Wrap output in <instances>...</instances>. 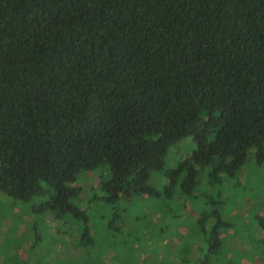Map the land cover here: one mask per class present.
I'll use <instances>...</instances> for the list:
<instances>
[{
	"label": "trees",
	"instance_id": "obj_1",
	"mask_svg": "<svg viewBox=\"0 0 264 264\" xmlns=\"http://www.w3.org/2000/svg\"><path fill=\"white\" fill-rule=\"evenodd\" d=\"M251 149L264 162V0H0V195L80 223L62 259L29 241L1 264H222L230 223L187 209L216 206L200 185L230 180ZM145 201L166 256L93 232V203Z\"/></svg>",
	"mask_w": 264,
	"mask_h": 264
},
{
	"label": "rangeland",
	"instance_id": "obj_2",
	"mask_svg": "<svg viewBox=\"0 0 264 264\" xmlns=\"http://www.w3.org/2000/svg\"><path fill=\"white\" fill-rule=\"evenodd\" d=\"M191 148L190 137L181 139L170 148L165 158V167L174 166L177 161L189 153ZM254 159V152L251 149L248 151L243 167L230 180L221 185L210 186L204 184L203 181L200 187H207L213 199L216 194L220 195L221 201H218L216 206L211 199L198 198L194 204L190 203L187 209L190 215L200 210L219 214L230 223L229 228H225L222 233L224 234L220 256L223 259L222 264L226 262L225 259L230 260L228 264H264V162L257 164ZM83 174L80 175L81 183H85L83 186L87 188V192L95 190L92 187L97 185L98 174L97 179L92 177L88 180L86 178L89 173L84 176ZM161 175L152 174L150 181L160 182ZM155 177L157 180L154 179ZM157 200L159 199L157 198L155 202ZM79 204L82 203L79 202ZM134 208L133 203H127L126 207L118 203H93L91 209L96 216L90 217V221H94L97 217L103 218L102 221H94L93 232L95 230L100 234L106 232L117 244L120 245L121 242L127 241L132 248L133 244L138 242H149L153 248H157L156 252L160 256H166L168 250L171 249V244L168 243L170 235L168 232L166 237L162 234L156 236L159 233V226L163 223L158 222L156 218L152 219L148 214L154 210L153 205L145 201L142 207ZM115 213L119 215V218L112 221L113 226L111 227L115 231L112 232L107 230L103 224L110 221V217ZM143 214L146 215L143 217ZM154 215L157 216L158 213L155 212ZM145 228L148 233L143 235ZM185 228L181 227L180 230L185 231ZM79 232L80 223L74 221L71 216L61 215L57 219L52 211L33 213L29 205L0 195V262L13 260L18 257V254L23 257L24 250L19 248L17 253L16 248L29 241H32L37 248L43 263L62 259L64 253L60 245L67 244L70 239L73 241L71 237L78 235ZM172 236L176 242H179L177 232ZM160 239L163 242L162 247H159Z\"/></svg>",
	"mask_w": 264,
	"mask_h": 264
}]
</instances>
